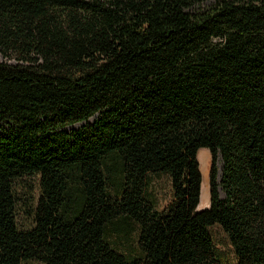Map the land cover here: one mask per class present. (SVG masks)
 <instances>
[{
    "label": "trees",
    "instance_id": "obj_1",
    "mask_svg": "<svg viewBox=\"0 0 264 264\" xmlns=\"http://www.w3.org/2000/svg\"><path fill=\"white\" fill-rule=\"evenodd\" d=\"M0 52V264H264V0H0Z\"/></svg>",
    "mask_w": 264,
    "mask_h": 264
},
{
    "label": "rangeland",
    "instance_id": "obj_2",
    "mask_svg": "<svg viewBox=\"0 0 264 264\" xmlns=\"http://www.w3.org/2000/svg\"><path fill=\"white\" fill-rule=\"evenodd\" d=\"M0 61L14 63L12 59H8L0 52ZM92 121V118L89 119ZM84 122H76L68 125L66 129H75L83 125ZM199 163V171L201 174L200 197L197 210H201L209 206V169L211 164V156L207 148H200L197 153ZM216 165L218 167V175L220 173L221 159L217 156ZM151 182L149 191L152 192L155 199V207L162 210L172 199V191L170 187L169 177L165 174H151ZM14 187L17 197L16 220L20 228H27L31 225V217L35 208L38 196V177L34 175H24L14 181ZM219 195L222 197V191L219 190ZM209 231L212 237L214 248L225 254L230 260L234 259L233 247L222 228L218 224L209 226ZM22 264H40L37 261H24Z\"/></svg>",
    "mask_w": 264,
    "mask_h": 264
}]
</instances>
